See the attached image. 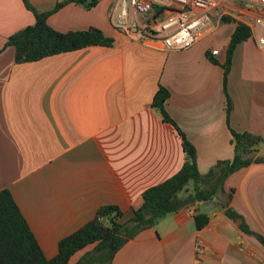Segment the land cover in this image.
I'll return each instance as SVG.
<instances>
[{
    "label": "crops",
    "instance_id": "1",
    "mask_svg": "<svg viewBox=\"0 0 264 264\" xmlns=\"http://www.w3.org/2000/svg\"><path fill=\"white\" fill-rule=\"evenodd\" d=\"M30 1L46 11L63 0ZM251 6L250 0H232L213 10L216 24L197 43L170 50L160 39L135 36L124 0H98L92 8L67 3L48 18L53 28L98 27L114 39L112 46L17 64L7 37L34 24L35 16L24 0H0V182L47 258L103 205H117L124 220L131 218L146 189L183 167L181 135L152 106L160 85L170 90L167 112L194 145L201 173L233 158L231 128L264 139V48L258 44L264 23H255L264 10ZM225 10L230 13L219 21ZM238 22L251 36L232 57L228 123L222 64ZM213 49L219 53L212 55ZM226 188L235 189L232 206L264 235V162L231 174ZM192 205L210 216L204 228L182 208L130 239L112 264H264V245L244 233L218 199ZM198 246L206 249L201 256Z\"/></svg>",
    "mask_w": 264,
    "mask_h": 264
},
{
    "label": "trees",
    "instance_id": "2",
    "mask_svg": "<svg viewBox=\"0 0 264 264\" xmlns=\"http://www.w3.org/2000/svg\"><path fill=\"white\" fill-rule=\"evenodd\" d=\"M98 0H63L50 10L40 11L30 0H24L26 8L33 12L35 23L7 37L5 46L15 48L17 64L39 61L45 57L64 52H72L87 46H112L114 39L98 27L59 31L53 28L48 18L67 3L86 5L92 8ZM156 9L153 17L161 14ZM230 20L223 18V21ZM251 36L250 27L238 22L227 46L223 86L227 98V122L233 108L228 91V77L232 57L237 45ZM212 61L217 60L210 55ZM170 90L160 85L152 102L163 121L174 125L182 137L186 160L183 167L165 181L151 186L143 192V204L134 210L133 216L124 220V211L117 205L101 206L95 217L59 243V252L47 258L36 236L30 228L12 192L0 182V264H70L77 254L74 264H112L116 253L130 240L145 229L154 228L158 222L192 203L204 204L218 199L225 214L246 234L255 236L264 245V235L254 231L243 214L232 206L234 188H226L231 174L248 167L254 162H264V153L258 146L264 139L250 132H238L231 128L234 156L218 160L210 170L203 174L197 164L194 145L184 131L176 124L166 109ZM193 186L190 187V183ZM198 229L204 228L210 219L207 213L195 215Z\"/></svg>",
    "mask_w": 264,
    "mask_h": 264
},
{
    "label": "built area",
    "instance_id": "3",
    "mask_svg": "<svg viewBox=\"0 0 264 264\" xmlns=\"http://www.w3.org/2000/svg\"><path fill=\"white\" fill-rule=\"evenodd\" d=\"M232 0H124L122 9L125 16L132 14L130 28L135 30L139 39H160L164 46L170 50L187 49L197 43L205 30L213 26L212 12L219 7L228 6ZM251 9L260 13L264 10V0H250ZM156 9L162 12L153 17ZM227 10L219 14V21ZM150 15V18H149ZM147 16V17H146ZM145 17V18H143ZM255 23L263 24L264 17L257 15ZM258 44L264 48V33L258 38ZM218 49L211 51L217 55ZM195 216L196 205L184 207ZM197 256L206 252L203 246L197 247Z\"/></svg>",
    "mask_w": 264,
    "mask_h": 264
},
{
    "label": "rangeland",
    "instance_id": "4",
    "mask_svg": "<svg viewBox=\"0 0 264 264\" xmlns=\"http://www.w3.org/2000/svg\"><path fill=\"white\" fill-rule=\"evenodd\" d=\"M263 146H264V142L260 143V145L258 146V148L260 149V151L263 149ZM190 186L191 187L193 186V183L192 182L190 183Z\"/></svg>",
    "mask_w": 264,
    "mask_h": 264
},
{
    "label": "water",
    "instance_id": "5",
    "mask_svg": "<svg viewBox=\"0 0 264 264\" xmlns=\"http://www.w3.org/2000/svg\"><path fill=\"white\" fill-rule=\"evenodd\" d=\"M263 153H264V152H263ZM193 204H195V202H194Z\"/></svg>",
    "mask_w": 264,
    "mask_h": 264
}]
</instances>
